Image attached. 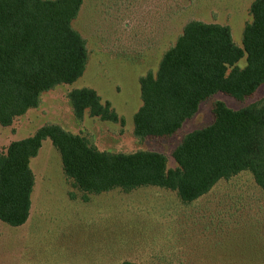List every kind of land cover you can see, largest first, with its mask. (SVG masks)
I'll use <instances>...</instances> for the list:
<instances>
[{"label":"rangeland","instance_id":"1","mask_svg":"<svg viewBox=\"0 0 264 264\" xmlns=\"http://www.w3.org/2000/svg\"><path fill=\"white\" fill-rule=\"evenodd\" d=\"M253 1L83 0L72 25L87 43L84 73L45 92L40 106L11 126L0 124V153L44 125L58 124L101 151H158L175 168L173 151L186 134L212 123L216 100L240 109L263 98L264 85L243 101L217 93L175 135L140 140L134 135L140 78L157 72L165 51L192 20L229 25L234 42L243 46ZM245 64L243 58L239 65ZM81 88L110 101L124 123L88 112L77 120L67 94ZM30 166L35 186L29 221L11 226L0 220V264H264V193L249 171L220 180L191 203L154 186L90 193L86 201L50 138Z\"/></svg>","mask_w":264,"mask_h":264},{"label":"trees","instance_id":"2","mask_svg":"<svg viewBox=\"0 0 264 264\" xmlns=\"http://www.w3.org/2000/svg\"><path fill=\"white\" fill-rule=\"evenodd\" d=\"M82 5L83 0H0L1 125L11 126L39 107L45 92L82 76L87 43L72 25ZM250 13L243 46L234 42L229 25L192 20L184 26L157 72L140 78L136 138L175 135L217 93L240 101L257 93L264 85V0H254ZM67 97L77 120L88 112L102 121L124 123L94 89H75ZM213 115L211 124L186 134L175 148V168L168 167L161 152L101 151L81 134L46 124L0 153V220L11 226L27 222L35 186L30 163L47 138L86 201L90 193L154 186L176 191L184 203H191L220 180L243 171L252 173L264 193V97L240 109L216 100Z\"/></svg>","mask_w":264,"mask_h":264},{"label":"crops","instance_id":"3","mask_svg":"<svg viewBox=\"0 0 264 264\" xmlns=\"http://www.w3.org/2000/svg\"><path fill=\"white\" fill-rule=\"evenodd\" d=\"M30 110H32V109H30ZM30 110H29L26 114H28V113L30 112ZM26 114H25V115H26ZM25 115H23V116H25ZM23 116H21V117H23ZM28 221H29V218H28L27 222H28ZM27 222H26V223H27ZM26 223H25V224H26ZM22 226H23V225H22Z\"/></svg>","mask_w":264,"mask_h":264}]
</instances>
